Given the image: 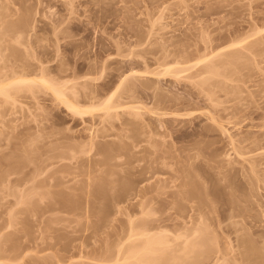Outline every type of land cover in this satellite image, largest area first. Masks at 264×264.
Listing matches in <instances>:
<instances>
[{"label":"rangeland","instance_id":"rangeland-1","mask_svg":"<svg viewBox=\"0 0 264 264\" xmlns=\"http://www.w3.org/2000/svg\"><path fill=\"white\" fill-rule=\"evenodd\" d=\"M217 51L242 55L202 85ZM19 75L96 107L0 94V264H141L147 233L151 264H259L264 0H0V81Z\"/></svg>","mask_w":264,"mask_h":264},{"label":"bare ground","instance_id":"bare-ground-1","mask_svg":"<svg viewBox=\"0 0 264 264\" xmlns=\"http://www.w3.org/2000/svg\"><path fill=\"white\" fill-rule=\"evenodd\" d=\"M238 43H236V45H237ZM232 47H234V46H232ZM223 49V48H222ZM233 50L235 49V48H232ZM237 49V48H236ZM218 50H220V49H218ZM223 51V50H222ZM236 51V50H235ZM238 52H240V50L238 49L237 50ZM218 52V51H217ZM220 52V51H219ZM218 52V53H219ZM229 52V51H228ZM232 52H234V51H231V55H232V57L233 56H235V57H231L232 59H229L230 58V55H227V53H226V56H225V58H223V56L221 57V55H223L224 54V52L222 53V52H220L219 54H220V59L217 61L216 60V63L215 64H211L212 63V61H210V62H208V64L210 63V65H206L207 67H205V68H203L201 71H203L204 72V74L203 75H206V74H208L209 73V76H211V77H209L208 75V78H207V76H204V77H206V79L204 78V82H203V84L202 85H205L206 83H207V80L209 79V82L211 83V81H214V80H211V78L213 77H215V76H213L215 73H218V74H216V75H220V71L219 70H221V68H222V65L223 64H225V63H227V65L228 64H231V62H233L232 64H234V62H235V64L238 62L237 60L239 59V56H240V54L242 55V53H238V52H234V53H232ZM215 54H217L216 52H215ZM234 54H236V55H234ZM238 54H239V56H238ZM244 55V54H243ZM215 56H217V55H214V57ZM227 56H229L228 58H227ZM208 57H210V59H212V58H214L213 57V55H212V57H211V55L210 56H208ZM243 57V56H242ZM242 57H240V58H242ZM222 58H223V60H222ZM235 58V59H234ZM236 58H237V60H236ZM206 59H209V58H205V60ZM209 59V60H210ZM208 60V61H209ZM214 60V59H213ZM228 60V61H227ZM237 62H236V61ZM215 61V60H214ZM213 61V62H214ZM227 61V62H226ZM230 61V62H229ZM240 61V60H239ZM204 65V66H205ZM226 64L223 66V68L224 67H226L227 66ZM188 68H186V70H187ZM205 69V70H204ZM227 70V69H226ZM223 71V74L225 75V73L224 72H228V71ZM200 72V71H199ZM198 72V73H199ZM206 72V73H205ZM230 72V71H229ZM228 72V73H229ZM176 73V72H175ZM211 73V74H210ZM232 73V72H231ZM176 74H178V72L176 73ZM199 74H201L202 75V72L201 73H199ZM202 75V76H203ZM228 75V74H227ZM227 75H225V76H227ZM11 77V76H10ZM127 78H129V76H126ZM123 78V77H122ZM127 78H125V80L127 79ZM125 80L124 79H121V85L123 86V84H124V82H125ZM205 80H206V82H205ZM35 81L37 82V81H40L41 83H42V85H45V87L47 86V87H49V88H51L53 91H54V94L59 98V99H61V101L63 100V102H65V104H67V106L73 111V112H75V113H79V114H82V113H84V112H87V111H91L92 109H94L95 107H85V109L83 108V107H81V106H79V105H77V104H75L73 101L71 102V100H69V99H66V96L65 95H67V94H65V91H63V90H61V89H59V88H57V86H55L54 85V83H52L49 79H47L45 76H41L40 78H28V77H23V76H20L19 75V77H12V79H5V80H1L0 81V94H3V95H5L6 96V94H7V97H12L13 95H14V91H12V90H14L15 89V87H17L16 89H19V88H21V87H19V86H24L23 87V89H26V87H28L29 88V86L31 87V86H33V84L32 83H34L35 84ZM120 81V80H119ZM203 81V80H202ZM208 82V83H209ZM214 82H216V81H214ZM119 83V82H118ZM202 83V82H201ZM207 83V84H208ZM218 83V82H217ZM27 85V86H26ZM57 85V84H56ZM213 85H214V83H213ZM122 86H120L121 88H122ZM210 86V85H209ZM14 88V89H13ZM116 88V87H115ZM15 89V90H16ZM22 89V88H21ZM63 89V88H62ZM114 89V88H113ZM28 90V89H27ZM31 90H32V88H31ZM30 90V91H31ZM119 90H120V88H119ZM114 91V90H113ZM112 91V92H113ZM117 91V90H116ZM111 92V91H110ZM118 92V91H117ZM11 93V94H10ZM8 94H9V96H8ZM116 94H118V93H116ZM115 94V95H116ZM10 95H12V96H10ZM69 95V94H68ZM113 95H114V93H112L111 95H110V99L109 98H107L106 100H105V102H103V105H105L104 103H106L107 104V101H108V105H106L107 106V108H110V106H113V105H109V100H111L112 101V97H113ZM15 96V95H14ZM109 96V95H108ZM118 98V97H117ZM117 98H115V99H117ZM68 100V101H67ZM119 100V99H118ZM114 101V100H113ZM67 102V103H66ZM118 102V101H117ZM112 103V102H111ZM116 103V102H115ZM114 103V104H115ZM122 103V102H121ZM102 105V106H103ZM116 105H118V104H116ZM105 107V106H104ZM113 107H116L115 105L113 106ZM113 107H111V108H113ZM97 109V108H96ZM244 148V147H243ZM248 148V147H247ZM244 151H246L245 150V148H244V150L243 151H241V154H246V152H244ZM240 152V151H239ZM244 152V153H243ZM248 152V151H247ZM240 154V153H239ZM242 157V156H241ZM243 158H245V157H243ZM200 218V217H199ZM198 218V219H199ZM197 219V220H198ZM199 223H200V227L201 228H204L205 227V225L207 224V220L206 219H200L199 221H198ZM198 223V224H199ZM145 231V230H144ZM141 233V232H140ZM144 233H147V232H143V233H141V234H143L144 235ZM228 234H230V232H228ZM147 235V237H148V242H147V244H146V246H143L142 248L144 249L145 248V251L144 250H142V248H136V247H132L131 249H130V252H133V258L134 259H136V260H138L141 264H149L150 262H149V260H148V258L145 260V258H141V254H142V252L144 251L145 253H148V254H150L149 252H151V253H155L157 250H160V248H159V245L160 244H162L163 243V241H162V238L160 239V237H159V239L162 241H160L158 238L157 239H155L154 240V236H149V234L147 233V234H145V236ZM231 245V244H230ZM136 248V249H135ZM142 251H141V250ZM148 249V251L149 252H147L146 250ZM232 251H234V248H232V250H231V252ZM206 254V253H205ZM205 254L203 255L204 256V259H207V260H209V256L207 255V257L205 256ZM206 257V258H205ZM216 259L215 260H213V261H211L210 263H208V264H231V263H227L226 262V260H225V258H224V256H216L215 257ZM257 260L259 259H261L260 260V262H258L259 264L261 263V264H264V257L263 256H259V257H257L256 258ZM256 259H254L255 261H253V262H257L256 261ZM251 263H252V261H251ZM251 263H249V264H251ZM151 264V263H150Z\"/></svg>","mask_w":264,"mask_h":264}]
</instances>
